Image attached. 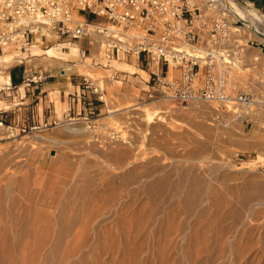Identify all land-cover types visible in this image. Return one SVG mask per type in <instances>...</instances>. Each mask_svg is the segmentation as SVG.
<instances>
[{"label":"rangeland","instance_id":"1","mask_svg":"<svg viewBox=\"0 0 264 264\" xmlns=\"http://www.w3.org/2000/svg\"><path fill=\"white\" fill-rule=\"evenodd\" d=\"M230 1L237 2L241 5H249L245 4V0ZM229 5H231L230 2ZM249 6H251L252 9L250 8L249 10L248 8H245L247 18L253 24L255 23L254 25L256 27L264 31V10L254 3H251ZM81 14L86 15L89 19L98 20L101 18L100 16L85 10L82 11ZM259 19L261 20V23L259 22L260 25L257 23ZM240 34L242 35L241 37L243 39L248 35L254 36L248 29H242ZM83 44H86L85 40H83ZM39 48L41 49L39 52H42V49H45V47L42 48L41 46H39ZM6 50L11 52H5L2 54L3 51L0 50V84L2 86H4V77L7 75V66L20 62L19 60L22 57L23 63L21 64L23 67L27 68L28 72L30 73L34 71L32 74H30L31 77L33 75L36 76L40 69H43L44 72H49L71 66V68L64 69L63 71L66 72L65 75L73 79L74 83H77L82 79L84 80V76H86L90 80H93L95 84L104 87L105 94L102 100H98L102 104V110L99 112V114H96L94 117L89 119L80 117V115L77 116L76 114H73L74 116L65 118L62 117L63 104L61 102L60 90L58 88L49 89L45 93L48 94V99L56 102L57 109L61 117L59 121L34 124L37 126L30 125L26 127V130L14 128L12 131H8L6 129L5 121L0 127V193L5 188L9 177H14V180H18L19 178L24 180L26 177L28 178V176H32L38 178L34 182H38L39 180L38 183H35L36 188L38 187V196H42L39 197V201H41L42 198L44 199H42L41 203L37 202L38 204L35 206V208L33 207L34 209L30 208V210L33 212L26 208L19 207L16 208V210L20 213H18L16 210H11L10 207L12 202L10 201L12 200H10L11 198L8 199V197L4 201V204L2 203L6 207L1 204L0 238L2 236L1 234H4L3 232H5L4 229L6 228V233H11L9 235H12L13 237L10 236L11 238L9 241L11 240V242L8 243V241H6L7 244L4 241L6 245L3 244V246L0 247V252L7 251V248H10L9 250L13 251V257L2 256L3 258H0L2 259V261L0 260V264H12L10 263V260L11 262H16H13V264H22L23 262V264H25V262H27L26 264H46V262H49L47 264H50V262L51 264H89V262L91 264H136V261L140 256V262L138 264H149V261L151 264H164L163 262L165 261L167 262H165L166 264H187V261L192 259V257L189 256L192 254V252L194 256H197L198 250L201 251L203 246L206 245L204 248L207 249L210 246L209 250L214 247V232L216 231L217 226H219V222L216 220L217 211L214 206V194H216L218 197V194L221 193V196L219 195V197L227 198L228 200L232 201L233 204H235L234 206L238 204L237 208H243L244 205H242V199L247 198L248 195V199L250 198L251 200L249 202L250 204L264 200V142H262L264 140V103L258 102L250 106L243 105L238 108L229 109L217 102H208L204 100L180 103L168 100L154 101L152 99H145L143 97L146 94L145 89L148 88L147 79L149 78V75L141 70L144 69L146 71L142 63H139L138 59H135V57H137L136 54L126 58H120L116 62H114L113 59H111L112 61L103 59L102 62L104 64L91 66L90 61L85 63L84 60H81L78 55L73 56L72 53L70 55H62L64 59H61L50 57L46 54L29 55V51H20L19 49L8 48ZM63 50L66 52L70 51L69 48H63ZM14 52H19L18 56H16ZM260 52L261 51L259 48H250L251 57L247 63L253 65L254 61L252 60V56ZM263 61L264 53H262L260 59L261 63ZM82 67H84L85 72L88 75L81 73ZM243 68L244 66H240L238 70L246 77H249L250 74V81L252 83L250 85L251 90L260 93V91L263 90V85L258 83L256 78L260 73V67L256 66L250 67L248 69ZM58 72L60 73V71ZM69 85L72 87L71 82ZM15 89H17V86L12 87V89L0 88V108L7 105V101L4 100L6 97L12 98L15 94L18 96L13 98V101L19 100V93L14 91ZM9 90H13L14 92ZM7 92L9 95H7ZM144 104H151L152 106H154V104L161 105L163 106V112L159 113L158 115L154 114L152 118L147 121V116L141 114L140 111L137 110L143 108ZM142 105L143 107H141ZM66 125L81 127L82 129L84 128V131L71 133L69 132L68 126ZM117 151L119 154L116 153ZM186 162L189 165H187ZM111 166H113V168ZM114 166H118L116 167L117 169H115ZM186 166L195 167V171L193 170L194 175L192 172L189 173V178L186 177L187 181L183 179L181 173V170ZM135 170H137V173ZM131 171L134 173V180L132 179L133 177L126 178L127 174ZM22 174L25 177L22 176ZM124 174L126 175L124 176ZM197 175L199 177H197ZM4 176L6 177L4 178ZM124 177L126 179H123ZM49 178L50 180H48ZM108 178L110 180H108ZM204 178L206 179L204 180ZM88 180L91 182H88ZM124 180L127 181L125 182ZM195 181L198 182L196 183ZM163 182L165 185H162ZM106 183L110 184H107V186ZM190 185H193V188ZM211 185L214 186L215 189H213L214 187L212 188ZM151 186L155 190L152 189ZM178 186L181 188H178ZM189 186L191 187V191L193 189L192 192L196 194L198 193V195H200L199 200L202 201V209L204 210V213H197L194 214V216H191L189 213H186L187 211L181 206L182 203H184L183 201ZM201 186H205L206 190L205 187L202 188ZM40 187L42 190L39 192ZM212 190H215V192L213 193ZM32 191L33 192L29 193L33 198L35 196L34 192L36 189L34 188ZM112 191L114 193H111ZM201 191L203 192L202 194ZM209 191H212L213 194ZM152 192H154V195H150L153 194ZM108 195L112 198H110ZM115 195L119 198H116ZM178 195L181 197L179 198ZM210 196L212 198H210ZM51 197L53 201H51ZM113 198H115V200ZM109 200L112 202V204ZM45 202L46 204L49 202L47 206ZM94 202L95 204L97 203V205H95ZM53 204L55 206H53ZM42 205H44L46 208L52 206V210L55 211L56 209V211H52L50 207V209L48 208L49 210L47 211V209L45 207L43 208ZM211 205L213 207H211ZM76 206H78V208ZM81 206L83 207L82 209L85 208V211L81 210ZM93 206L94 210L91 209ZM2 208H4V210H2ZM5 208H9L13 214L11 215V211ZM259 208H261V211L264 214V205H261ZM24 210H26V212ZM80 210L83 214L80 212ZM102 210L104 211L102 212ZM15 212H17V214ZM24 212L25 214H23ZM8 213H10V217ZM36 213H40V216L45 215L46 217L42 216V219L40 218L41 221L39 219L37 220V218H39V214L38 216H34ZM80 213L82 216L79 215ZM67 214H70L69 217ZM14 215H19L20 217L23 216L30 219L36 217V224L38 225H35L34 228H38H36L37 232L43 238L39 236V234L35 231L36 229H34L36 232L35 234L37 235L33 236L32 239L28 233H26L27 235L24 234L26 235L24 236L25 239L23 237L21 240L16 239L14 236H16L17 232L15 231H18V228L13 226L11 223V220L13 219L12 216ZM85 215L87 218L83 217ZM96 215L98 218L95 217ZM101 216L103 218H101ZM6 217L10 220L9 221L7 219L10 223L7 222ZM62 217L67 220L71 218L77 219H74L75 222L70 223V226L68 227V232L70 233L66 234L65 239H63L59 245L61 249L60 250L59 248H54V241L56 240L58 230L61 227L60 220ZM82 218H85V220L81 221ZM136 218L139 219L136 220ZM78 219H80V221ZM88 219L89 221L90 219L94 221L88 222ZM32 220L34 221L35 218ZM86 220L88 222V226L86 224L87 222H85ZM101 220H103V223L99 224ZM53 221L56 222H54L56 227L53 224ZM263 221L264 216L262 218V223ZM41 222H43L44 226ZM170 222L173 223V225ZM75 223H77V225ZM83 223H85L86 226H84L85 224ZM215 223L217 224L214 228L213 225ZM49 224L51 225L48 226ZM91 225L92 227H90ZM117 225H120V228H124L122 229L123 231H121ZM225 225L229 226L228 223ZM12 226L15 229H12ZM143 226L145 227L141 230ZM165 226H167V228L169 227L168 229L166 228V230H168L166 232L164 229ZM50 227L51 229H49ZM54 228L55 232H52V229L54 231ZM156 228L159 229V231H157ZM133 229L135 230V234L133 233ZM162 229L164 230V234H162ZM187 229L188 231H185ZM161 230L162 233H160ZM255 230H258L254 235L257 237L258 232L260 233L261 231L259 229ZM154 231L156 233H154ZM185 232L189 234L188 235L186 233V237L188 236L187 238L182 236ZM169 233L172 234L169 236ZM204 233L205 239L202 238ZM42 234L45 235V237ZM79 234H81L83 237ZM70 236L74 237V239H72ZM125 236L127 239L124 238L125 240H123V237ZM132 236L133 238H136L131 239ZM66 237L68 239H66ZM86 238L88 240H86ZM107 238L109 239L108 245ZM33 239H35L34 242ZM39 239L42 241H39ZM50 239H53L54 241ZM83 239L85 240L83 241ZM142 239L144 240L142 241ZM181 239H183V241H181ZM45 240L47 241L44 242ZM67 240H70L71 242ZM261 240L262 241L260 242V245L263 243L264 246V234ZM122 241L126 243L123 242V244ZM138 241L139 243H137ZM31 242L33 243V248ZM51 242L53 245L50 244ZM68 242L69 245L67 246L66 244H68ZM119 242L121 243L119 244ZM134 242L136 248L134 247ZM196 242L200 244V246L197 245ZM202 242L206 243L203 244ZM1 243L2 242H0V246ZM88 243H91L92 246H89ZM8 244H10L9 247H7ZM85 244H87V246ZM139 244H141V247ZM47 245L51 248H48ZM22 246L24 247L22 248ZM62 246H65V250ZM123 246H125V249H123ZM100 247L102 248L100 249ZM138 249L141 253L138 251ZM77 250H80V253L76 256ZM212 250H214V248ZM70 251H72V253L69 258L72 260L69 258L68 260L66 257H64ZM121 251H123L124 254H129L130 260L128 257H126L128 255H124ZM51 252L56 254V256ZM61 253L63 255H61ZM84 253H86L87 256ZM100 253L101 255L99 256L98 254ZM23 254H26L27 256H24ZM46 254L47 256H45ZM41 255L43 257H41ZM81 255H84L86 258L84 256L82 257ZM53 256L55 258L58 257L59 259H56V261ZM131 256H133V262H131ZM14 257L15 259H13ZM19 257H21V259H24L25 257L27 260L24 259L20 263V261H18L21 260ZM37 257H39V259ZM47 257L49 259H47ZM96 257L97 262L95 260ZM44 258H46L45 260L47 261H45ZM82 258L84 259L82 260ZM119 258L121 259L119 260ZM123 258L126 259L123 260ZM141 258L143 260H141ZM100 259H103V261ZM83 261H85V263ZM123 261L124 263H122ZM263 262L262 264H264Z\"/></svg>","mask_w":264,"mask_h":264},{"label":"built area","instance_id":"2","mask_svg":"<svg viewBox=\"0 0 264 264\" xmlns=\"http://www.w3.org/2000/svg\"><path fill=\"white\" fill-rule=\"evenodd\" d=\"M84 10L101 18L89 19ZM242 29L252 31L225 0H0L1 51L76 44L91 66L136 54L149 73L143 98L152 100H204L233 109L264 99V37L243 39ZM252 47L261 51L252 56L253 65L247 63ZM240 66L260 67V93L251 90L250 74ZM84 80L104 98V87Z\"/></svg>","mask_w":264,"mask_h":264},{"label":"bare ground","instance_id":"3","mask_svg":"<svg viewBox=\"0 0 264 264\" xmlns=\"http://www.w3.org/2000/svg\"><path fill=\"white\" fill-rule=\"evenodd\" d=\"M227 2H230L231 3V5H229L231 8H232V10L234 11V13H236V15L238 16V17H241L244 21H245V23H246V25L248 26V27H250V29L252 30L251 31V34H253L254 36L256 35L257 37H259V38H263L264 37V31L263 30H261V29H259L258 27H256L252 22H250V20L247 18V15H246V10H245V8H248L249 10H250V8H251V6H249L251 3H249V5H241V4H239V3H237V2H231L230 0H228ZM252 9V8H251ZM39 46L40 45H34V46H32L31 47V49H30V51L28 52L29 53V55H41V54H46V55H48V56H50V57H56V58H61V59H64L63 57H62V55H64V54H67V55H70L71 53H72V55L73 56H76V55H78V46L76 45V44H73V45H71V47H70V51H64L63 49H61V47L63 46V43H59V45H57V44H54V45H51V46H49V47H47V48H45V49H42V52H39L41 49L39 48ZM39 48V49H38ZM43 48V47H42ZM37 49V50H36ZM5 52H11V51H8V50H6V49H4L3 50V52H2V54H4ZM14 54H16V56H18V54H19V52H14ZM10 59H12V58H10ZM90 59V58H89ZM113 60H114V62L115 61H118V59L117 58H113ZM6 61V60H5ZM4 61V62H5ZM112 61V60H111ZM246 71V70H245ZM263 92H264V90H263ZM264 94V93H263ZM154 101H156V100H154ZM158 101V100H157ZM261 103H264V99H261V100H259ZM137 107V106H136ZM141 107H143V105L141 106ZM140 108V107H139ZM162 108H163V106H161V105H158V104H154V106H152L151 104L149 105H145L144 104V107L143 108H141V109H137V110H139L140 111V113L141 114H144V115H146L147 116V121H149L151 118H152V116L155 114V115H158L159 113H162L163 111H162ZM261 116H262V114H261ZM264 116V115H263ZM73 124V123H72ZM66 126H68V125H66ZM68 130H69V132H71V133H77V132H81V131H84V128L82 129L81 127H73V126H68ZM260 142V141H259ZM262 142H264V140L262 141ZM261 143V142H260ZM264 145V144H263ZM85 152V151H84ZM87 152V151H86ZM116 153H118L119 154V152L117 151ZM115 153V154H116ZM120 153H122V152H120ZM87 154V153H86ZM123 154V153H122ZM108 155V154H107ZM113 156V155H112ZM116 156H118V155H116ZM116 156H114V157H116ZM82 158V157H81ZM117 158V157H116ZM120 159V158H119ZM136 159V158H135ZM114 160H116V159H114ZM128 160H130V159H128ZM127 160V161H128ZM183 160V159H182ZM107 161V160H106ZM118 161V160H117ZM134 161V160H133ZM195 161V160H194ZM185 162V161H184ZM118 163H119V161H118ZM128 163V162H127ZM131 163V162H130ZM178 163V162H177ZM176 163V164H177ZM121 164V163H120ZM181 164V163H180ZM186 164H187V162H186ZM175 165V164H174ZM187 165H189V164H187ZM84 166V165H83ZM119 166V165H118ZM118 166H116V167H118ZM123 166V165H122ZM179 166V165H178ZM112 168H113V166H111ZM115 166H114V168L115 169H117ZM121 167V166H120ZM124 167H125V165H124ZM164 167V166H163ZM180 167V166H179ZM128 168V167H127ZM168 168H169V166H168ZM194 168L195 167H193V166H186L185 168H183L182 170H181V173H182V177H183V179L184 180H186L187 181V178H189L188 176H189V173H193V170H194ZM121 169V168H120ZM161 169H164V168H161ZM173 169V168H172ZM198 169H201V168H198ZM30 170V169H29ZM119 170V169H118ZM175 170H176V168H175ZM179 170V169H178ZM195 171V170H194ZM14 172H16V171H14ZM28 172H32V171H28ZM135 172L137 173V170H135ZM82 173V172H81ZM178 173V172H177ZM30 174V173H29ZM28 174V175H29ZM144 174V173H143ZM32 175H33V173H32ZM113 175H115V174H113ZM126 174H124V176H125ZM136 175V174H135ZM147 175V174H146ZM192 175V174H191ZM193 175H194V173H193ZM200 175V174H199ZM22 176H24L23 174H22ZM74 176V175H73ZM110 176V175H109ZM112 176V175H111ZM134 176V173H133V171H131V172H129L128 174H127V176H126V178H130V177H133ZM6 176H4V178H5ZM25 177V176H24ZM135 177V176H134ZM134 177L132 178L133 180H134ZM137 177V176H136ZM147 177V176H146ZM145 177V178H146ZM150 177H151V175H150ZM187 177V178H186ZM193 177V176H192ZM196 177V176H195ZM197 177H199L198 175H197ZM196 177V178H197ZM17 178V177H16ZM19 178V177H18ZM122 178V177H121ZM125 177L123 178V179H126ZM1 179H2V177H1ZM20 179V178H19ZM14 180V177L13 178H8V180H7V178H6V180H7V183H6V186H5V188L3 189V191H1V193H0V206H1V204L3 203L4 204V201L7 199V197H8V199L9 198H11L10 200H12V201H10V202H12V204H11V207H10V209L11 210H16V208H26V209H28V210H30V208H32V209H34L35 208V206L40 202L41 203V201H42V199H41V201H39V197H42L41 195H39L38 196V187L36 188V185H35V183H38L39 182V180H38V182H34V181H36L38 178L37 177H32V176H28V178L26 177V179H24V180ZM137 179V178H136ZM180 179V178H179ZM195 179V178H194ZM206 178H204V180H205ZM5 180V179H4ZM48 180H50V178L48 179ZM108 180H110L109 178H108ZM201 180V179H200ZM125 181V180H124ZM124 181H122V182H124ZM127 181V180H126ZM125 181V182H126ZM129 181V180H128ZM132 181V180H131ZM136 181H138V180H136ZM135 181V182H136ZM193 181V180H192ZM5 182V181H4ZM88 182H91L90 180H88ZM111 182V181H110ZM113 182V181H112ZM133 182V181H132ZM194 182V181H193ZM192 182V183H193ZM196 182V181H195ZM198 182V181H197ZM196 182V183H197ZM203 182H205V181H203ZM210 182V181H209ZM167 183V182H166ZM185 183V182H184ZM206 183V182H205ZM207 183H208V181H207ZM211 183V182H210ZM107 184H110V183H106V185ZM113 184V183H112ZM131 184V183H130ZM164 184V182L162 183V185ZM191 184V183H190ZM201 184V183H200ZM199 184V185H200ZM32 185H35V186H32ZM84 185V184H83ZM89 185H90V183H89ZM105 185V186H106ZM159 185H160V183H159ZM165 185V184H164ZM176 185H177V183H176ZM181 185V184H180ZM184 185V184H183ZM193 185H194V183H193ZM193 185L191 186L192 188H193ZM86 186V185H85ZM87 186H88V184H87ZM108 186V185H107ZM112 186V185H111ZM153 186V185H152ZM151 186V187H152ZM173 186H175V185H173ZM182 186V185H181ZM188 187V189H187V194H186V196H185V199H184V203H182V207H184V209L187 211H185L184 209V211L186 212V213H189L191 216L193 215L194 216V214H201V213H204V210L202 209V207H203V205H202V201L201 200H199L200 199V195H198V193L196 194V193H194V192H192L193 191V189H192V191H191V187ZM197 186V185H196ZM206 186V185H205ZM205 186H203V187H205ZM209 186V185H208ZM212 186V185H211ZM29 187V188H28ZM76 187H77V185H76ZM154 187V186H153ZM152 187V189H154ZM177 187V186H176ZM180 186H178V188H179ZM195 187V186H194ZM199 187V186H198ZM202 187V186H201ZM202 187V188H203ZM214 186H212V188H213ZM31 188V189H30ZM36 189V191H37V193H36V191L34 192V194H35V196L32 198V196H31V194L29 193V192H33L32 190L33 189ZM41 188V187H40ZM39 188V192H40V190H42V188L40 189ZM47 188V187H46ZM104 188V187H103ZM106 188V187H105ZM148 188V187H147ZM177 188V189H178ZM181 188V187H180ZM197 188V187H196ZM195 188V189H196ZM202 188H201V190H202ZM209 188V187H208ZM29 189H30V191H29ZM163 189H164V186H163ZM174 189V188H173ZM211 189V188H210ZM213 189H215V187L213 188ZM217 189V188H216ZM1 190V189H0ZM148 190V189H147ZM155 190V189H154ZM183 190V189H182ZM186 190V189H185ZM198 190V189H197ZM205 190H206V187H205ZM204 190V191H205ZM209 190V189H208ZM55 191H56V189H55ZM96 191V190H95ZM106 191V190H105ZM153 191V190H152ZM181 191V190H180ZM213 191V190H212ZM212 191H209V192H211L212 193ZM184 192V191H183ZM183 192H182V194H183ZM215 192V190L213 191V193ZM44 193V192H43ZM52 193V192H51ZM111 193H114L113 191L111 192ZM153 194H150V195H154V192H152ZM179 193V192H178ZM203 192L201 191V194H202ZM208 193V192H207ZM212 193V194H213ZM45 194V193H44ZM48 194V193H47ZM116 194V193H115ZM156 194V193H155ZM173 194H175V193H173ZM221 194V193H220ZM220 194H218V197L216 196V194H214L215 196H214V206H215V208H216V211H217V216H216V220H218V222H219V226H217V229H216V231L214 232V250H209L210 249V246H209V248L207 249V248H204L205 246H203L202 247V250L201 251H199L198 250V252H197V256L195 255H193V252H192V254H190L189 256H191L192 257V259H189L188 261H187V264H262V262H263V258H264V246H263V243L260 245V242L262 241L261 239H262V236H263V234H264V221H263V223H262V218H263V216H264V214H263V212L261 211V208H259L261 205H264V200L263 201H260V202H255V203H252V204H250L249 202L251 201L250 200V198L248 199V197H249V195H248V197L247 198H245V199H242V205H244L243 206V208L241 207V208H237V205L236 206H234L235 204H233V202L232 201H230V200H228L227 198H223V197H219V195ZM224 194V193H223ZM43 195V194H42ZM117 195V194H116ZM115 195V196H116ZM176 195H177V193H176ZM179 195H181V194H179ZM178 195V196H179ZM45 196V195H44ZM43 196V197H44ZM49 196V195H48ZM109 196V195H108ZM118 196V195H117ZM116 196V198H119V197H117ZM158 196V195H157ZM182 196V195H181ZM181 196H179V198L181 197ZM213 196V195H212ZM221 196V195H220ZM225 196V195H224ZM50 197V196H49ZM56 197V196H55ZM110 197V196H109ZM109 197H107V198H109ZM155 197V196H154ZM202 197V196H201ZM206 197V196H205ZM101 198V197H100ZM110 198H112V197H110ZM151 198V197H150ZM210 198H212L211 196H210ZM49 199V198H48ZM86 199V198H85ZM93 199V198H92ZM102 199V198H101ZM106 199V198H105ZM114 200H115V198H113ZM208 199V198H207ZM230 199V198H229ZM44 200V199H43ZM47 200V199H46ZM50 200V199H49ZM96 200H98V199H96ZM107 200V199H106ZM202 200H203V198H202ZM208 200H210V199H208ZM213 200V199H212ZM51 201H53L52 200V197H51ZM56 201V200H55ZM94 201V200H93ZM110 201V200H109ZM119 201V200H118ZM204 201V200H203ZM38 202V203H37ZM91 202V201H90ZM98 202V201H97ZM103 202H105V201H103ZM111 202V201H110ZM49 203V202H48ZM47 203V204H48ZM212 203V202H211ZM2 204V205H3ZM45 204H46V202H45ZM47 204H46V206H47ZM52 204V203H51ZM51 204H49V205H51ZM71 204V203H70ZM90 204V203H89ZM94 204H95V202H94ZM101 204V203H100ZM110 204V203H109ZM108 204V205H109ZM111 204H112V202H111ZM110 204V205H111ZM184 204V205H183ZM6 205H7V203H6ZM67 205V204H66ZM79 205V204H78ZM95 205H97V203L95 204ZM109 205V206H110ZM4 206V205H3ZM9 206V205H8ZM7 206V207H8ZM43 206V208L45 207L44 205H42ZM53 206H55L54 204H53ZM70 206V205H69ZM113 206V205H112ZM4 207H6V206H4ZM34 207V208H33ZM50 207V206H49ZM48 207V208H49ZM52 207V206H51ZM50 207V208H51ZM77 208H78V206H76ZM86 207H88V206H86ZM89 207H90V205H89ZM92 207V206H91ZM119 207V206H118ZM211 207H213L212 205H211ZM46 208V207H45ZM48 208H46L47 209V211L50 209H48ZM53 208H55V207H53ZM74 208V207H73ZM81 208V210L83 211L84 209H82L83 207L81 206L80 207ZM106 208V207H105ZM109 208V207H108ZM115 208V207H114ZM113 208V209H114ZM5 209H7V208H5ZM9 208L7 209V210H10ZM38 209V208H37ZM90 209V208H89ZM88 209V210H89ZM91 209H93L94 210V206H93V208H91ZM0 210H1V208H0ZM2 210H4V208H2ZM10 210V211H11ZM39 210V209H38ZM40 210H41V208H40ZM51 210H52V208H51ZM63 210H64V208H63ZM71 210H73V209H71ZM81 210H80V212H81ZM110 210V209H109ZM116 210V209H115ZM160 210V209H159ZM215 210V209H214ZM17 211V210H16ZM19 211H20V209H19ZM23 211V210H22ZM21 211V212H22ZM25 212H26V210H24ZM30 211H32V210H30ZM43 211V210H42ZM52 211H54V210H52ZM55 211H56V209H55ZM54 211V212H55ZM69 211H70V209H69ZM76 211V210H75ZM85 211V210H84ZM97 211V210H96ZM104 210H102V212H103ZM108 211V210H107ZM1 212V211H0ZM8 212V211H7ZM18 212V211H17ZM17 212H15L16 214H17ZM25 212L23 213V214H25ZM33 212V211H32ZM36 212V211H35ZM61 212V211H60ZM68 212V211H67ZM71 212V211H70ZM78 212V211H77ZM86 212H90V211H86ZM93 212V211H92ZM91 212V213H92ZM112 212H113V210H112ZM206 212V211H205ZM18 213H20V212H18ZM42 213V212H41ZM64 213H65V211H64ZM75 213V212H74ZM82 213V212H81ZM81 213L79 214V215H81ZM85 213V212H84ZM9 214V217H10V213H8ZM13 214V212L11 211V215ZM35 214V213H34ZM33 214V215H34ZM38 214H39V216H38ZM43 214V213H42ZM66 214V213H65ZM83 214V213H82ZM86 214V213H85ZM113 214V213H112ZM22 215V214H21ZM51 215V214H50ZM56 215V214H55ZM61 215V214H60ZM68 215V214H67ZM70 215V214H69ZM69 215H68V217H69ZM87 215V214H86ZM86 215L85 216H83V217H86ZM89 216H91L90 214H88ZM98 215V214H97ZM97 215L95 216V217H97ZM107 215V214H106ZM215 215H216V213H215ZM34 216H38L39 218H37V220L39 219L40 221H41V217L42 216H45V215H41L40 216V213H36V215H34ZM52 216H53V214H52ZM64 216V215H63ZM72 216H73V214H72ZM82 216V215H81ZM102 216H104V215H102ZM101 216V218H103ZM13 217V219L11 220L12 222V225L13 226H16V228H18L17 230L18 231H15V232H17V234H16V236H14L16 239H18V240H21V238L23 237L24 238V236H26L27 234L26 233H28L29 235H30V238L32 239V237L33 236H35V235H37V234H35L36 232H37V229L36 228H34L35 227V225L37 226L38 224H36L37 223V221H36V217H33V218H35V220L33 221L32 219L33 218H27V217H23V216H19V215H14V216H12ZM46 217V216H45ZM50 217V216H49ZM55 217V216H54ZM60 217V216H59ZM99 217H100V215H99ZM105 217V216H104ZM41 218V219H40ZM47 218H48V216H47ZM58 218V217H57ZM67 218V217H66ZM71 218V217H70ZM87 218V217H86ZM90 218V217H89ZM91 218H93V217H91ZM98 218V217H97ZM214 218V217H213ZM8 218L6 217V220H7ZM50 219V218H49ZM52 219V218H51ZM56 219V218H55ZM55 219H53V220H55ZM75 218H71V219H65L64 217H62L61 218V227H60V229L58 230V234H57V237H56V240L54 241L53 239V237H51V238H53V239H50V240H53L54 241V248H59L60 249V247H59V245L61 244V242L63 241V239H65V236H66V234L67 233H70V232H68V227L70 226V223H72V222H75V220L77 219H75ZM94 219V218H93ZM137 219H139V218H136V220ZM212 219V218H211ZM215 219V218H214ZM9 220V219H8ZM7 220V222H9ZM45 220H46V218H45ZM79 221H80V219H78ZM83 220H85V218L83 219L82 218V220L81 221H83ZM98 220V219H97ZM100 220V219H99ZM43 221V220H42ZM92 220L90 219V221H89V219H88V222H91ZM94 221V220H93ZM92 221V222H93ZM103 220H101L100 221V223L99 224H101V223H103L102 222ZM118 221V220H117ZM116 221V222H117ZM134 221V220H133ZM171 221V220H170ZM210 221V220H209ZM229 221V222H228ZM6 222V223H7ZM54 222L55 221H53V224H54ZM77 222V221H76ZM85 222H87V220L85 221ZM88 222L86 223L87 224V226H88ZM105 222V221H104ZM120 222V221H119ZM124 222V221H123ZM131 222H132V220H131ZM169 222V221H168ZM167 222V223H168ZM211 222V221H210ZM217 222V221H216ZM10 223V222H9ZM8 223V224H9ZM40 223V222H39ZM42 224H43V222H41ZM51 223H52V221H51ZM56 223V222H55ZM118 223V222H117ZM116 223V224H117ZM125 223V222H124ZM123 223V224H124ZM139 223V222H138ZM166 223V224H167ZM171 223V222H170ZM213 223V222H212ZM226 223H228V225L229 226H226L225 224ZM47 224V223H46ZM45 224V225H46ZM57 224H59V223H57ZM76 225H77V223H75ZM83 224H85V223H83ZM86 224L84 225V226H86ZM91 224V223H90ZM89 224V225H90ZM122 224V223H121ZM172 225H173V223H171ZM217 223H215L213 226H214V228H215V225H216ZM51 224H49L48 226H50ZM55 225V224H54ZM60 225V224H59ZM74 225V224H73ZM75 225V226H76ZM81 225V224H80ZM92 225H93V223H92ZM92 225L90 226V227H92ZM96 225V224H95ZM125 225V224H124ZM137 225H139V224H137ZM142 225H144V224H142ZM6 226H8V225H6ZM13 226H12V229H15V228H13ZM43 226H44V224H43ZM43 226H42V228H43ZM58 226V225H57ZM82 226V225H81ZM80 226V227H81ZM94 226V225H93ZM117 226H119L118 228H120V225H117ZM134 226V225H133ZM136 226V225H135ZM170 226V225H169ZM39 227H40V225H39ZM52 227V226H51ZM51 227L49 228V229H51ZM55 227H56V225H55ZM59 227V226H58ZM58 227H57V229H58ZM95 227H97V226H95ZM100 227V226H99ZM123 227H125V226H123ZM144 227L145 226H143L142 228H141V230L142 229H144ZM161 227V226H160ZM173 227V226H172ZM171 227V228H172ZM84 228H87V227H84ZM104 228V227H103ZM137 228V227H136ZM159 228V227H158ZM166 228H167V226H165V232L166 231H168V230H166ZM169 228V227H168ZM167 228V229H168ZM171 228H170V230H171ZM212 228V227H211ZM7 229V228H6ZM6 229H4L5 230V232H3L4 234H1L2 236H1V241L0 242H2L1 243V246L0 247H2L3 246V244L4 245H6L7 244V242L6 241H8V243L9 242H11V240L9 241V239L11 238L10 236H12V235H9V234H11V233H6ZM11 229V228H10ZM34 229H36L35 231H34ZM82 229V228H81ZM91 229V228H90ZM89 229V230H90ZM102 229V228H101ZM121 229V231H123L122 229H124V228H120ZM157 229V228H156ZM160 229V228H159ZM159 229H157V231H159ZM173 229V228H172ZM255 229H259L261 232L259 233L258 232V236L256 237V236H254L256 233H257V231L258 230H255ZM83 230H87V229H83ZM82 230V231H83ZM92 230V229H91ZM94 230V229H93ZM97 230H99V229H97ZM127 230V229H126ZM131 230H132V228H131ZM163 230V229H162ZM162 230H161V232L160 233H162ZM169 230V231H170ZM190 230V229H189ZM208 230H210V229H208ZM43 231V230H42ZM41 231V232H42ZM46 231V230H45ZM80 231V230H79ZM134 229H133V233H134ZM156 231V230H155ZM154 231V233H156ZM185 231H188V229L187 230H185ZM202 231V230H201ZM13 232H14V230H13ZM52 232H55V228H54V231H53V229H52ZM78 232V231H77ZM76 232V233H77ZM97 232V231H96ZM108 232V231H107ZM132 232V231H131ZM172 232V231H171ZM204 232V231H203ZM208 232V231H207ZM38 233V232H37ZM50 233V232H49ZM75 233V234H76ZM83 233V232H82ZM90 233V232H89ZM109 233V232H108ZM123 233V232H122ZM127 233V232H126ZM186 233L187 232H185V233H183V235L182 236H184V238H187L186 237ZM197 233V232H196ZM199 233V232H198ZM212 233V232H211ZM13 234H15V233H13ZM24 234H26V235H24ZM39 234V233H38ZM44 234H45V232H44ZM54 234V233H53ZM52 234V235H53ZM106 234V233H105ZM135 234V233H134ZM162 234H164V230H163V233ZM170 234H172V233H169V236H170ZM188 234V233H187ZM43 235V234H42ZM55 235V234H54ZM70 235V234H69ZM78 235V234H77ZM79 235H81V234H79ZM84 235V234H83ZM123 235H124V233H123ZM129 235V234H128ZM132 235V234H131ZM138 235V234H137ZM145 235V234H144ZM189 235V234H188ZM196 235V234H195ZM195 235H194V237H195ZM200 235V234H199ZM213 235V234H212ZM39 236H41L40 234H39ZM38 236V237H39ZM44 237H45V235H43ZM56 236V235H55ZM68 236V235H67ZM82 236V235H81ZM111 236V235H110ZM139 236V235H138ZM137 236V237H138ZM210 236V235H209ZM13 237V236H12ZM42 237V236H41ZM47 237V236H46ZM71 237V236H70ZM78 237V236H77ZM83 237V236H82ZM101 237V236H100ZM106 237H108V236H106ZM111 237H113V236H111ZM129 237V236H128ZM166 237V236H165ZM192 237V236H191ZM208 237V236H207ZM256 237V238H255ZM27 238H28V236H27ZM29 238V239H30ZM43 238V237H42ZM42 238H40V239H42ZM72 239H74V237H71ZM75 238H76V236H75ZM79 238H81V237H79ZM78 238V239H79ZM109 238V237H108ZM107 238V245H108V243H109V239ZM115 238V237H114ZM118 238V237H117ZM127 239L126 238V236L125 237H123V240H125V239ZM133 238V236L131 237V239ZM136 238V237H135ZM135 238H133V239H135ZM143 238V237H142ZM201 238V237H200ZM202 238L203 239H205V233H204V236L202 235ZM255 238V239H254ZM25 239V238H24ZM39 239V241H42V240H40ZM66 239H68L67 237H66ZM120 239V238H119ZM138 239V238H137ZM208 239V238H207ZM15 240V239H14ZM34 240L35 239H33V242H34ZM85 239H83V241H84ZM86 240H88L87 238H86ZM98 240V239H97ZM111 240V239H110ZM130 240V239H129ZM144 239H142V241H143ZM185 240H188V239H185ZM201 240V239H200ZM6 242V244H5V242ZM31 241V240H30ZM30 241H29V243H30ZM47 240H45L44 242H46ZM67 241H70V240H67ZM76 241H77V239H76ZM79 241V240H78ZM112 241V240H111ZM110 241V242H111ZM141 241V240H140ZM181 241H183V239H181ZM208 241H209V239H208ZM14 242V241H13ZM18 242V241H17ZM16 242V243H17ZM64 242H65V240H64ZM71 242V241H70ZM75 242V241H74ZM124 241H122V243H123ZM132 242V241H131ZM180 242V241H179ZM184 242H186V241H184ZM197 242H198V240H197ZM196 242V243H197ZM200 242V241H199ZM21 243H23V242H21ZM20 243V244H21ZM38 243V242H37ZM40 243V242H39ZM73 243V242H72ZM86 243V242H85ZM111 243H113V242H111ZM121 242H119V244H120ZM124 243H126V242H124ZM123 243V244H124ZM137 243H139V241L137 242ZM160 243V242H159ZM187 243V242H186ZM185 243V244H186ZM203 243V242H202ZM206 243V242H205ZM205 243H203V244H205ZM11 244V243H10ZM10 244H8L7 245V247H9V245ZM24 244V243H23ZM33 243L31 242V245H32ZM50 244H52V242L50 243ZM63 244V243H62ZM74 244V243H73ZM76 244H77V242H76ZM89 244V246L91 245L92 246V244L91 243H88ZM100 244V243H99ZM119 244H118V246H119ZM128 244V243H127ZM189 244V243H188ZM188 244H187V246H188ZM213 244V243H212ZM18 245V244H17ZM37 245V244H36ZM53 245V244H52ZM51 245V246H52ZM65 245V244H64ZM67 246L69 245V242H68V244H66ZM80 245V244H79ZM84 245V244H83ZM82 245V246H83ZM86 246H87V244H85ZM110 245V244H109ZM129 245V244H128ZM127 245V246H128ZM134 245H135V242H134ZM140 245V247H141V244H139ZM180 245H181V243H180ZM197 245H199L200 246V244H198L197 243ZM12 246L14 247V245L12 244ZM25 246V245H24ZM24 246H22V248L24 247ZM100 246V245H99ZM105 246V245H104ZM112 246V245H111ZM131 247H133L132 245H130ZM144 246V245H143ZM160 246V245H159ZM202 246V245H201ZM47 247H48V245H47ZM50 247V246H49ZM48 247V248H49ZM63 247V246H62ZM70 247V246H69ZM103 247V246H102ZM102 247H100V249L102 248ZM114 247H116V246H114ZM124 248L123 249H125V246H123ZM135 248H136V245L134 246ZM137 247H138V245H137ZM140 247H139V249H140ZM161 247V246H160ZM168 247V246H167ZM198 247V246H197ZM4 248H6V247H4ZM15 248H16V246H15ZM27 248V247H26ZM32 248H33V245H32ZM46 248V247H45ZM51 248V247H50ZM3 249V248H2ZM2 249H1V251H2ZM10 248H7V251H4V252H0V258L3 256V257H13V251H11V250H9ZM17 249H18V246H17ZM34 249H36V248H34ZM63 249L65 250V246L63 247ZM75 249V248H74ZM79 249V248H78ZM131 249V248H130ZM139 249H138V251H139ZM160 249V248H159ZM162 249V248H161ZM181 249H184V248H181ZM197 249V248H196ZM199 249V248H198ZM6 250V249H5ZM9 250V251H8ZM15 250V249H14ZM26 250V249H25ZM55 250V249H54ZM61 250V249H60ZM59 250V251H60ZM67 250V249H66ZM103 250V249H102ZM133 250V249H132ZM132 250H131V253H132ZM142 250H143V247H142ZM40 251V250H39ZM48 251V250H47ZM51 251H52V249H51ZM69 251V250H68ZM80 251V250H79ZM78 250L76 251V256L80 253ZM92 251V250H91ZM101 251V250H100ZM99 251V252H100ZM117 251H119V250H117ZM128 251H130V250H128ZM158 251V250H157ZM165 251V250H164ZM183 251V250H182ZM193 251V250H192ZM17 252V251H16ZM23 252V251H22ZM28 252V251H27ZM26 252V253H27ZM34 252V251H33ZM46 252V251H45ZM49 252V251H48ZM56 252V251H55ZM62 252H63V250H62ZM78 252V253H77ZM103 252H106V251H103ZM123 254H124V252L123 251H121ZM135 252V251H134ZM140 252V251H139ZM163 252V251H162ZM190 252V251H189ZM20 253V252H19ZM44 253V252H43ZM50 253V252H49ZM51 253H53V252H51ZM68 253V252H67ZM66 253V254H67ZM71 253H72V251H70L66 256H64V257H66V259H68L70 256H71ZM113 253V252H112ZM141 253V252H140ZM159 253V252H158ZM166 253V252H165ZM188 253V252H187ZM16 254V253H15ZM81 254H82V252H81ZM86 256H87V254L86 253H84ZM136 254V253H135ZM134 254V255H135ZM156 254V253H155ZM203 254V255H202ZM17 255H18V253H17ZM24 255V254H23ZM26 255V254H25ZM24 255V256H25ZM33 255V254H32ZM31 255V256H32ZM43 255V254H42ZM41 255V257H43ZM53 255H55L56 256V254H54L53 253ZM61 255H63L62 253H61ZM99 256L101 255V253L100 254H98ZM122 255V254H121ZM124 255H128V256H126V257H128L129 258V254H124ZM123 255V256H124ZM161 255H163V254H161ZM166 255V254H165ZM27 256V255H26ZM45 256H47V254L45 255ZM49 256H50V254H49ZM82 257L84 256V255H81ZM99 256H98V258H99ZM136 256V255H135ZM160 256V255H159ZM187 256V255H186ZM185 256V257H186ZM2 257V258H3ZM33 257H34V255H33ZM33 257H32V259H33ZM54 257V256H53ZM62 257V256H61ZM85 257V256H84ZM132 258V260H131V262H133V256H131ZM141 257V256H140ZM140 257H139V259H140ZM190 257V258H191ZM20 259H21V257H19ZM22 258H23V256H22ZM38 259H39V257H37ZM37 258H36V260H37ZM51 258V257H50ZM55 258V257H54ZM53 258V259H54ZM73 258V257H72ZM86 258V257H85ZM9 259V258H8ZM12 259V258H11ZM13 259H15V257L13 258ZM17 259V258H16ZM24 259H25V257H24ZM24 259H21V260H18V261H20V263H21V261L22 260H24ZM29 259V258H28ZM43 259V258H42ZM46 258H44V260H45ZM47 259H49L48 257H47ZM56 259H59L58 257L57 258H55V260ZM70 259V258H69ZM68 259V260H69ZM84 258H82V260H83ZM97 259V257L95 258V260ZM121 258H119V260H120ZM126 259V258H125ZM124 258H123V260H125ZM139 259L136 261V264H138L140 261H139ZM147 259H149V258H147ZM1 261H2V259H0ZM4 260H6V259H4ZM25 260H27V259H25ZM54 260V261H55ZM61 260V259H60ZM59 260V261H60ZM63 260H64V258H63ZM62 260V261H63ZM70 260H72V259H70ZM95 260H94V262H95ZM99 260V259H98ZM101 260V259H100ZM128 260V259H127ZM129 260H130V258H129ZM141 260H143L142 258H141ZM261 260H262V262H261ZM42 261V260H41ZM45 261H47V260H45ZM45 261H44V263H45ZM49 261V260H48ZM51 261H52V259H51ZM57 261V260H56ZM61 261V262H62ZM65 261V260H64ZM81 261V260H80ZM101 261H103V259L101 260ZM101 261H99V262H101ZM14 262V261H13ZM13 262H11V260H10V263H12L13 264ZM39 262H40V260H39ZM53 262V261H52ZM84 263H85V261H83ZM83 262H80V263H83ZM96 262H97V260H96ZM98 262V263H99ZM130 262V261H129ZM166 262V261H165ZM165 262H163L164 264H166ZM1 263V262H0ZM14 263H16V262H14ZM24 263V262H23ZM22 263V264H23ZM27 262H25V264H26ZM30 263H31V261H30ZM41 263V262H40ZM47 263H49V262H46V264ZM65 263V262H64ZM122 263H124V261L122 262ZM169 263H170V261H169ZM264 263V262H263ZM8 264V263H7ZM35 264V263H34ZM50 264H51V262H50ZM53 264V263H52ZM60 264V263H59ZM62 264V263H61ZM70 264H72V263H70ZM85 264H87V263H85ZM89 264H91L90 262H89ZM97 264V263H96ZM130 264V263H129ZM133 264V263H132ZM149 264H151L150 263V261H149ZM162 264V263H161Z\"/></svg>","mask_w":264,"mask_h":264},{"label":"crops","instance_id":"4","mask_svg":"<svg viewBox=\"0 0 264 264\" xmlns=\"http://www.w3.org/2000/svg\"><path fill=\"white\" fill-rule=\"evenodd\" d=\"M251 1L264 10V0ZM135 59H138V62H141L145 69L147 68L144 57L139 56L135 57ZM69 68L71 66H67L64 69ZM64 69L49 72H44L43 69H40L36 76L33 75L31 77L30 74L34 71L28 72L27 68H24L20 62L8 65L7 75L4 77L3 82L4 86L0 84V88L12 89V87L17 86V89L14 91L19 93V100L13 101V98L18 96L15 94L12 98L6 97L4 99L7 101V105L0 108V118L3 120V123L5 121L6 124L19 129L20 127H27L43 122L59 121L61 117L56 102L48 99V94L45 93L49 89L55 88H58L61 92V102L63 104L62 117L67 118L76 114L77 116L80 115V117L89 119L99 114L102 110V104L98 100H102V98L92 88L87 87L83 79L74 83L72 78L65 75ZM141 70L149 75L144 69ZM81 73L87 74L84 67L81 68ZM70 82L72 83V87L69 85ZM8 92L7 95H9Z\"/></svg>","mask_w":264,"mask_h":264},{"label":"water","instance_id":"5","mask_svg":"<svg viewBox=\"0 0 264 264\" xmlns=\"http://www.w3.org/2000/svg\"><path fill=\"white\" fill-rule=\"evenodd\" d=\"M225 1H228V0H225Z\"/></svg>","mask_w":264,"mask_h":264}]
</instances>
